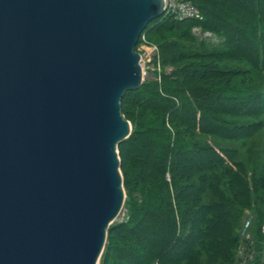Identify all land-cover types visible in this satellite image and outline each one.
<instances>
[{
	"label": "water",
	"instance_id": "95a60500",
	"mask_svg": "<svg viewBox=\"0 0 264 264\" xmlns=\"http://www.w3.org/2000/svg\"><path fill=\"white\" fill-rule=\"evenodd\" d=\"M163 0H0V264H97L124 192L121 112Z\"/></svg>",
	"mask_w": 264,
	"mask_h": 264
},
{
	"label": "trees",
	"instance_id": "16d2710c",
	"mask_svg": "<svg viewBox=\"0 0 264 264\" xmlns=\"http://www.w3.org/2000/svg\"><path fill=\"white\" fill-rule=\"evenodd\" d=\"M192 2L201 19L168 12L150 29L172 71L121 98L125 217L109 225L102 262L233 264L249 208L253 264H264V0Z\"/></svg>",
	"mask_w": 264,
	"mask_h": 264
},
{
	"label": "rangeland",
	"instance_id": "374dc122",
	"mask_svg": "<svg viewBox=\"0 0 264 264\" xmlns=\"http://www.w3.org/2000/svg\"><path fill=\"white\" fill-rule=\"evenodd\" d=\"M151 21L152 22L150 24L149 23L146 24V28H144L141 31L138 41L135 45V49L140 54V66L142 70V80L156 81L158 82V84H160L161 77L163 75L169 74L172 71V68L170 65L162 64L160 61L158 43L156 42V39L152 35V33H150L151 27L157 22V20L153 19ZM191 31L193 35H195L196 37L207 38L211 42H218L220 40L219 36H215V34H212L210 31L202 30L200 26H193L191 28ZM261 77H264V76L262 75ZM130 127H131V124H130ZM130 131H131V128H130ZM262 142H264V137L262 139ZM119 169H120V174L122 178V187H123L124 201H125V198H126V188L125 187L126 186H124L123 184L122 170L120 167ZM124 201H123V205H122V208L119 214L113 220V222H111L112 224L114 222H120L124 219L125 217ZM251 216L252 215L250 213L249 208H244L243 222L241 223L240 227L236 231L238 234L239 241H238V244L235 245V249H234L235 260L233 264H253V260H254L253 258L255 257L256 252L254 251L253 248L251 249L252 244L249 245V243L252 242V239H254V236L252 235V231H250L252 230L251 223L253 220V217ZM247 220H249L250 223L247 226H245V222ZM260 234L262 235L264 239V226L261 227ZM109 236L111 235L109 231L107 230L105 242L102 248V252L97 260V264H108V263L102 262V256L105 254L106 248H108L111 244V242H109Z\"/></svg>",
	"mask_w": 264,
	"mask_h": 264
},
{
	"label": "built area",
	"instance_id": "2783aa9c",
	"mask_svg": "<svg viewBox=\"0 0 264 264\" xmlns=\"http://www.w3.org/2000/svg\"><path fill=\"white\" fill-rule=\"evenodd\" d=\"M192 0H163V13L173 14L177 17L201 19L202 14ZM248 225V220L245 226Z\"/></svg>",
	"mask_w": 264,
	"mask_h": 264
}]
</instances>
